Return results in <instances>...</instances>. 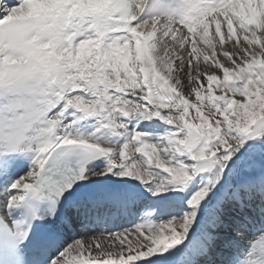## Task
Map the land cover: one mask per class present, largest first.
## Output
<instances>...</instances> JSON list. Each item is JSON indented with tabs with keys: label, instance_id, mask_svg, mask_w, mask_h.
<instances>
[{
	"label": "snow or ice",
	"instance_id": "6c2138e0",
	"mask_svg": "<svg viewBox=\"0 0 264 264\" xmlns=\"http://www.w3.org/2000/svg\"><path fill=\"white\" fill-rule=\"evenodd\" d=\"M0 264H264V0H0Z\"/></svg>",
	"mask_w": 264,
	"mask_h": 264
}]
</instances>
